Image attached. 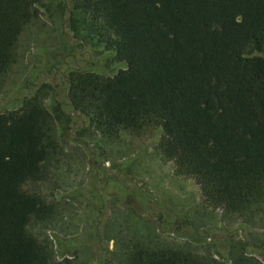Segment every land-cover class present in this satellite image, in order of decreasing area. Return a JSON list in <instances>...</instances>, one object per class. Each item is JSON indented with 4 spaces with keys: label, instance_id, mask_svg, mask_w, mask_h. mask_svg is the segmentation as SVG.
I'll list each match as a JSON object with an SVG mask.
<instances>
[{
    "label": "trees",
    "instance_id": "16d2710c",
    "mask_svg": "<svg viewBox=\"0 0 264 264\" xmlns=\"http://www.w3.org/2000/svg\"><path fill=\"white\" fill-rule=\"evenodd\" d=\"M75 35L126 64L115 75L69 72L71 108L108 140L162 131L157 149L194 178L205 203L264 220V0H69ZM40 0H0V80L16 62ZM39 95L0 113V264H78L38 225L51 207L27 190L58 153L55 117ZM123 264H222L133 229Z\"/></svg>",
    "mask_w": 264,
    "mask_h": 264
},
{
    "label": "rangeland",
    "instance_id": "374dc122",
    "mask_svg": "<svg viewBox=\"0 0 264 264\" xmlns=\"http://www.w3.org/2000/svg\"><path fill=\"white\" fill-rule=\"evenodd\" d=\"M40 15L21 33L16 62L0 80V113L39 95L55 117L58 153L46 177L26 185L52 213L37 229L56 255L78 264H123L133 229L211 254L222 264H264V220L209 207L196 180L180 175L157 146L159 128L108 140L87 116L71 108L69 72L115 75L126 64L87 34L71 30L69 0H40Z\"/></svg>",
    "mask_w": 264,
    "mask_h": 264
}]
</instances>
